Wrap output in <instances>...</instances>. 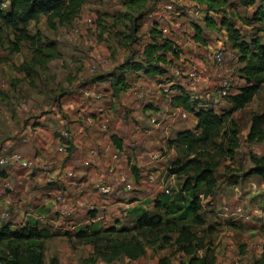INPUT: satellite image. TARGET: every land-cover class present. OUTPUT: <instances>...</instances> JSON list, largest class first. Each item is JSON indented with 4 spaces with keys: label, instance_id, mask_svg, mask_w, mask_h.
Returning a JSON list of instances; mask_svg holds the SVG:
<instances>
[{
    "label": "crops",
    "instance_id": "1",
    "mask_svg": "<svg viewBox=\"0 0 264 264\" xmlns=\"http://www.w3.org/2000/svg\"><path fill=\"white\" fill-rule=\"evenodd\" d=\"M125 6L123 0H105L102 7L98 8L97 1L85 0L80 19L83 13L88 14V10L92 9H104L106 13L101 14L99 19L94 14L93 19L91 18L93 25H88L91 27L88 31L91 35L89 38L95 43L96 38H99L101 44L97 47L101 49L99 51L94 45L91 46L92 41L88 42L84 34L78 41L73 38V44L78 45H76L78 49L75 50L77 53L71 54L70 58L65 54L63 57L69 67L74 68L66 74V80L60 78L59 81L62 82L52 86L54 89L48 93L50 103L39 104L38 107L28 106L27 110V103L23 102L25 100L18 98L23 92H13L11 98L0 100V159L12 153H19L33 164V170L28 171L19 169L14 164L0 165V202L9 200V209L17 216L16 224L10 223L12 228L21 227L27 222H38L39 226L47 228L52 234L51 240L57 238L67 242V247L64 243H53L51 253L57 264L78 263L80 253L70 247L69 240L74 241L75 246H83L86 249L83 254H86L84 259L87 264H98L88 261L93 256V249L85 240L74 237L78 230L88 229L90 232L112 227L127 229L124 222H119L121 215L126 217L125 220H130L131 217V229L134 217L130 212L134 208L154 211L153 201L162 195V188L170 187L172 190L176 185L175 181L181 183L180 176L169 173L172 163L181 158V151L177 150L171 141L179 132L193 131L196 119L190 113L188 118H185V111L175 104L174 99L180 92L191 95L209 86L210 91L207 94L213 95L209 82L212 75L206 71L202 73L198 79L200 82L194 88H188L187 80L175 85L166 81L164 75L127 72L125 78L129 87L117 98L112 97L109 81L92 82L94 78L112 72L131 55L132 48L128 44L126 49L129 54L124 53L126 49L122 43L107 44L104 32L108 31L101 27L122 25ZM203 8L205 9V5ZM176 22L179 23L177 24L179 27L184 23V19L180 18ZM77 24L81 27L79 23ZM153 25H150V29ZM183 28L179 27L178 31L188 34ZM29 35L33 36L30 31ZM147 38L150 40L149 33ZM196 44L203 48L205 54L208 49L205 42ZM117 45L123 48L122 51L116 48ZM45 46L46 44L41 48ZM90 46L92 49L88 48ZM35 47L37 46L33 45L31 49ZM108 47L117 54H112ZM79 50L81 54L78 53ZM183 53L179 54L178 62H191V55ZM198 58L196 57V62ZM58 60L44 57V66L48 69L51 63ZM216 76L217 74H214V77ZM53 77L52 83L55 84L59 77L57 79ZM44 85L39 90L32 85V88H35L33 90L38 92L37 96L46 90V83ZM87 91L90 92V97L85 95ZM225 104L224 110L229 109L227 102L222 103V106ZM63 130L66 138L61 140L59 131ZM103 147H111V153L119 154L117 171L132 176L135 186L131 192L125 191L117 183L115 176L117 171L114 175L108 172L107 167L112 163V158L111 153L103 154ZM91 151H95L96 155L90 156ZM254 154L252 155L257 158L264 156V152ZM153 155H158V159L153 160ZM87 162L88 166L85 165ZM133 168L136 170V176L132 173ZM68 172H72L74 178L67 177ZM56 174L60 176L59 183L46 182L48 177ZM253 178L259 177L256 175L250 177ZM5 180L11 185L9 192L2 190ZM101 183L110 185L109 194H100L98 185ZM59 190L69 198V209L72 213L67 219L57 216L54 210L53 195ZM88 203L96 204L98 207L96 214L102 215L104 222L92 225L88 223L86 213ZM48 211L50 215H45ZM251 211L258 214L262 209L254 208ZM259 216L254 215L253 220L261 219ZM42 220L45 221L41 224ZM251 223L256 226L250 230L248 228L247 234L250 236L256 234L255 230L260 225ZM50 229H53V232ZM256 253L260 254L258 251L255 252L254 259L258 257Z\"/></svg>",
    "mask_w": 264,
    "mask_h": 264
},
{
    "label": "rangeland",
    "instance_id": "2",
    "mask_svg": "<svg viewBox=\"0 0 264 264\" xmlns=\"http://www.w3.org/2000/svg\"><path fill=\"white\" fill-rule=\"evenodd\" d=\"M94 1H97V6L99 8L102 7L105 0H92V2ZM165 1L170 2L175 10L179 12L180 16L177 17V19H184V23L179 27L180 29L184 27L183 29L186 30L188 34L178 31V28V35L184 40H191L195 25L200 28L205 40V45L208 46L206 53L203 54V52H205L202 50L203 48L197 45V42L194 41L196 45L192 44L189 50H179L180 54L183 52L189 53L192 57L191 62L185 63L183 61L179 63L177 58H174L173 60L174 64L172 65L174 71H178L179 74L184 75V78L187 79L188 88L196 87L197 83L200 82L198 79L202 76L204 71L209 72L210 75H212V77L209 78V82L211 83V93L213 94L215 93V89L218 88L220 80L224 77H226L231 83L234 93L241 87L245 86V80L240 73L244 64L239 62L238 51L234 50L229 44L228 32L225 27H221V22L222 20H225L227 25H230L236 30L238 32L239 40L249 43L251 39L256 38L264 45V20L257 21L254 19V13L258 9H261L264 15V0H257L254 5L250 7L243 6L240 0H227V7H225V9L219 14L206 13V9L203 8V5L195 0H134L131 5L126 4L124 8V23H122V25H112L109 27L101 26L108 31L104 32L106 34V43H122L125 46V49L128 47L126 46L128 44L132 48V51L134 50L135 52L140 45L145 43V41H149L147 34L149 33L150 25L154 20L153 13L157 10L159 5L162 6ZM3 2L5 3L6 0H0V3L3 4ZM2 4L1 9H7L6 7L4 8ZM5 6H7V4H5ZM96 10L97 9L88 10L89 13H83L81 19L79 16L76 17L75 20L78 19L76 22L74 20L73 23L64 27H57L56 29H50L47 26L44 16H40L37 21L30 22L28 29L31 34H33L34 39L41 41L42 47L45 44L53 46L52 52L45 50H42L41 52L38 47H35L32 50L31 48H33V45H31L30 42L19 41L17 39L18 35L15 34L13 30L5 28L0 22V100H7L16 92H23L18 98L25 100L23 102L24 104L27 103V110L28 106L38 107L39 104L50 103L48 93L51 89H54L52 86L60 84L62 82L59 81L60 78L66 80V74L74 68H70L67 60L63 57L65 54L66 57L70 58L71 54L73 55L77 53L75 50L78 49V45L73 44V38L77 39L75 41H78V38L80 39V36L84 34V37L87 36L88 42L92 41L89 38L91 35L88 32L91 27L88 25L91 24L94 14L97 19H99L100 15L105 13L104 9ZM90 14L92 15L88 16ZM205 16L214 20L215 25L213 28H207L205 26ZM136 19L139 20L135 23L136 28L138 29V32L135 35V26L133 22ZM89 20L90 24L88 23ZM77 23H79L81 27H79ZM189 28H191L192 31ZM103 29L100 31L101 35ZM116 36H118V38ZM96 39V43L95 41H92L90 44H92L91 46L94 45V47L100 51L101 48H98L97 46L101 44V40L98 41L99 38ZM135 42H138L137 46L133 45ZM91 46L88 48L92 49ZM108 48L109 51L111 50L112 54H117L115 50L110 49V47ZM116 48L120 51L123 49L120 45H117ZM35 49H37L39 53L34 52ZM127 51L128 49H126L124 53ZM80 52L81 51L79 50L78 53ZM214 52H221L222 54V62L218 67H215L212 62V55ZM86 53L89 54V51ZM45 56H47L49 60H59L58 62L51 63L49 68L46 69L43 62ZM196 57H199L197 62ZM170 59H172L171 55ZM46 70L49 71L46 72ZM192 70H195L196 77L194 78H190L187 75ZM214 74H217V76L214 77ZM53 76H55V79L59 77L55 84L52 83L54 81ZM44 83H46V90L42 91L37 96L38 92L33 90L35 88H32V85L36 86V90H39L42 89ZM209 91L210 86L199 93H193L191 95L200 100L201 103H205L207 101V92ZM53 95H55V92H53ZM42 96L43 100L41 101ZM221 106L222 104L217 108L219 114L225 112L224 109L226 108V104L222 107ZM184 114L185 118H188L189 113L185 111ZM262 114H264V85L258 89L253 96L252 101L242 110L232 114V117L227 118L224 126L215 134L213 140L214 144H222L224 149H226L228 145L227 140L231 137L232 131H235V134L238 137V147L234 150L232 155H229L227 152H221L213 145H209L208 147L195 145L192 151L188 153V157L185 155L186 152H180V156L183 160L185 159V156L186 158H192L198 154L199 160L203 165L216 166L214 171L216 180L215 192L212 198L202 199L201 211V216L205 221L206 226L213 228V230L208 232L205 225L200 227L192 225L189 222L183 224H187L192 231L196 232L198 237L203 238L205 241H211L216 260L218 259V264H253L254 261L260 258L262 253V246L264 244V217L251 221L255 224L259 223L260 225L255 230L256 234L250 236L247 234V232H249L248 228L249 230L251 228L253 229L256 225H253L251 222H249L248 225L247 223H242L240 220L232 221L223 215L224 206L239 202L245 203L247 209H262L264 212L263 182L260 178L250 179L251 176L247 175L250 168L253 167V160L251 161L252 154L255 152H264V141L250 143L247 140L251 128L252 116ZM232 123L234 124L232 125ZM246 131H248L247 134ZM260 131L264 134V123L260 126ZM62 132H64V130ZM225 132L227 133V137L224 136ZM193 134L197 137L199 132L193 131ZM173 168L175 167L172 166L171 169ZM186 172L191 175V168L185 170V173L181 175V180L184 179ZM177 181H175L176 185L173 187L174 190H176L180 184L179 181ZM10 214L11 220L8 222L16 224L17 216L13 215L12 210H10ZM45 215H50V212H46ZM125 218L124 215H121L119 222H124V227H127L129 230L132 220L131 217L130 220H125ZM43 221L45 220H42L41 224ZM56 224L58 225V223ZM180 224L182 225V223H178L175 224V226L173 225L172 228L165 225L160 229L161 231H168V235H166L168 241L163 240L164 235H156L158 231L145 234L146 236L141 238L144 254L137 261L130 262L125 257H121L110 264H137L142 262L146 264H157L161 257H167L171 264H176L180 257L174 252L175 247L172 244V240L176 237V230ZM231 224L235 226H232ZM50 231L53 232V229H50ZM206 231L208 232L207 234ZM261 239H263L262 242L260 241ZM47 241H49V239L44 243V260L45 264H50L52 260H56L51 253L53 243H64L65 247H67L68 244L66 241L58 240L57 238L49 241L52 242L50 244ZM69 242L70 247L74 251L80 253V258L77 264H87V261L84 259L86 254H83L86 249L83 246H75L74 241L69 240ZM257 251L260 252V254L256 253L258 257L257 259H254L256 258L254 257V254ZM3 254L4 245L0 244V258L3 257ZM94 261L98 264H107L98 258H95Z\"/></svg>",
    "mask_w": 264,
    "mask_h": 264
},
{
    "label": "trees",
    "instance_id": "3",
    "mask_svg": "<svg viewBox=\"0 0 264 264\" xmlns=\"http://www.w3.org/2000/svg\"><path fill=\"white\" fill-rule=\"evenodd\" d=\"M125 4L131 5L134 0H123ZM205 5L206 13L219 14L227 7V0H195ZM245 7L253 6L257 0H240ZM0 3V22L5 28L13 30L18 35V40L30 42L40 48L39 51H53V46L47 44L41 48V41L35 40L34 36L29 35L28 25L32 21H37L40 16L45 17V22L50 29L67 26L80 15L85 0H6ZM7 4V6H5ZM254 19L264 20L261 9L256 10ZM139 20V19H138ZM134 20V33L138 32ZM204 24L207 28H213L215 25L212 18L205 16ZM221 27H225L228 32V41L234 50L239 53V62L244 64L240 73L245 80V86L238 89V92L230 96L226 102L230 106L222 114H217L213 110L203 108L200 100L190 94L180 92V95L174 99L177 106L184 111L192 114L196 119L193 131L199 132L196 137L193 131H182L178 133L171 143L179 151L186 152L188 157L193 147L199 145L208 147L213 145L221 152H227L232 155L238 147V137L235 131H232L227 148L222 144H214L215 134L221 130L225 120L230 118L233 113L245 108L251 101L258 89L264 85V45L259 40L253 38L249 43L243 42L238 38V32L230 25L221 22ZM150 40L146 43L143 51V58L136 61L137 53L132 51L131 55L109 74L98 76L93 79V83L110 82L112 97L117 98L120 93L128 89L125 74L127 72H145L147 74L163 75L166 73L164 67L171 66L174 58L179 57V50L173 48L172 43L166 39H160L159 31L156 25L149 30ZM193 40L203 44L204 37L199 27L194 25ZM38 41V42H37ZM138 42H135L137 44ZM133 44V45H135ZM36 53H39L35 49ZM170 55L172 59H170ZM46 59H49L45 56ZM264 123V114L254 115L251 118V128L247 137L248 142L264 141V134L260 131V126ZM234 123H232L233 125ZM227 137V133H224ZM195 152V150H194ZM176 159L170 170V174L180 176L185 173L187 168H191V175L186 172L184 179L178 185L176 190H171L170 195L158 196L153 201L154 211L148 212L140 208H134L130 214L134 217V223L131 229L114 227L104 230L88 229L78 230L74 237L79 240H86L87 244L92 246L93 256L88 261L95 262V258L110 264L121 257L129 261H137L144 254L143 242L141 241L145 234L157 232L156 235H164L163 240L168 241L166 235L168 231H161L163 226H169L178 223L180 226L176 230V237L172 240L176 254L180 257L176 264H217L216 255L212 248L211 241H205L198 237L196 232L192 231L185 222L192 225L203 227L205 221L201 216L202 200L213 197L216 188L214 176L215 165H203L200 162L198 154L192 158ZM253 160V161H252ZM253 167L250 168L247 175L258 176L264 183V156H251ZM132 173L136 176V170ZM0 244L4 245V254L0 258V264H45L44 243L52 237L47 228L39 226L38 222H27L25 225L12 228L10 222L0 223ZM171 226V227H170ZM206 230L211 232L213 228L206 226ZM206 231V234L208 233ZM131 234V235H129ZM264 235V226H263ZM171 242V241H170ZM168 243V242H167ZM50 264H57L52 260ZM157 264H171L169 258L161 257ZM253 264H264V244L260 258Z\"/></svg>",
    "mask_w": 264,
    "mask_h": 264
},
{
    "label": "built area",
    "instance_id": "4",
    "mask_svg": "<svg viewBox=\"0 0 264 264\" xmlns=\"http://www.w3.org/2000/svg\"><path fill=\"white\" fill-rule=\"evenodd\" d=\"M154 20L152 21V24L156 25L157 30L160 34V39H166L169 40L173 48L177 50H183V49H190V46L192 44L196 45L193 40V35H191V40H184L178 35V25L176 21L178 20L177 17L180 16L179 12L175 10L173 5L170 2H165L163 5L153 13ZM90 24V20L88 21ZM93 25V20H91V24ZM138 44V43H137ZM135 44L134 46H137ZM146 43L140 45L135 53H137L136 61L139 59L141 60L143 58V51ZM140 62V61H138ZM212 62L215 67L220 66L222 62V54L221 52H214L212 55ZM166 73L163 74L166 81H169L171 84L178 85L182 81H186L187 79L184 78V75H181L178 73V71H174L173 65L164 67ZM189 72V71H188ZM188 77H196L195 70H192L190 73L187 74ZM172 77V78H171ZM238 92V91H237ZM237 92H233L231 83L227 80L226 77L222 78L218 84V88L215 89V93L213 95H207L206 99L207 101L205 103H202L203 108H207L210 110H213L215 113L219 114V111L217 108L223 103L226 102V100L230 97L235 95ZM86 96L90 97V92L85 93ZM188 113V112H187ZM61 140L63 138H66V134L62 131H59ZM103 154L111 153V147H103L102 148ZM90 156H95L96 152L91 151L89 153ZM112 163L108 165L107 170L111 175H114L116 171L118 170V161H119V154L116 152V154L111 153ZM153 160L158 159V155L152 156ZM7 164H14L19 169H25V170H33V164L29 162L28 160L24 159L19 153H12L9 154L6 157H3L0 159V165H7ZM88 162L85 163L86 166H88ZM69 178H74V174L72 172H68L66 174ZM117 183L127 192H131L134 189L135 183L133 182L131 175H124L120 174L118 171L116 173ZM60 176L58 174L52 175L48 177L46 180L47 183L51 182H60ZM98 189L100 191V194L107 195L110 192V185L101 183L98 185ZM2 190L9 192L11 190V185L8 181H4L2 184ZM170 187H163L162 193L165 195H170ZM201 200L203 199L202 196H200ZM54 199V210L62 219H67L71 215V209H69V198L66 196V194L59 190L53 195ZM246 204L243 202H239L236 204H230L223 207V215L227 217L230 220H240L242 223H249L253 220L254 215L258 214L259 217H264V212L254 214L251 209L246 208ZM97 206L94 203H88L86 205V213L88 215V223L90 225L95 224L97 222H104V217L102 215H97ZM92 214H95L94 216H91ZM11 219V214L9 210V200H5L3 202H0V223L1 222H8ZM37 219H39L37 217Z\"/></svg>",
    "mask_w": 264,
    "mask_h": 264
}]
</instances>
